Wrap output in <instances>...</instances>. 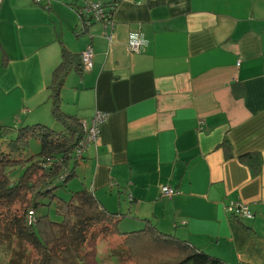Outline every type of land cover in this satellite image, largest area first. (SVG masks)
<instances>
[{"label": "crops", "instance_id": "crops-1", "mask_svg": "<svg viewBox=\"0 0 264 264\" xmlns=\"http://www.w3.org/2000/svg\"><path fill=\"white\" fill-rule=\"evenodd\" d=\"M93 1L116 3L112 28L83 26L81 0L2 1L0 104L17 121L0 125L58 130L52 71L62 50L90 46L92 68L65 80L64 113L108 117L68 188L125 216L122 231L148 220L225 264H264V0ZM131 32L147 42L138 54ZM247 154L259 155L258 174L239 162ZM161 187L175 195L161 199ZM236 200L253 219L226 211Z\"/></svg>", "mask_w": 264, "mask_h": 264}, {"label": "trees", "instance_id": "trees-1", "mask_svg": "<svg viewBox=\"0 0 264 264\" xmlns=\"http://www.w3.org/2000/svg\"><path fill=\"white\" fill-rule=\"evenodd\" d=\"M168 0H155L163 5ZM82 73L80 57L62 50L47 89L50 115L59 127L44 124L13 128L0 125V246L7 264H85L89 247L99 242L112 249L113 264H225L144 220L139 230L120 232L123 215L110 213L91 191H71L70 180L84 160L73 150L83 138L81 122L60 109V92L71 70ZM39 152L28 154L30 141ZM225 155L232 157L223 144ZM239 162L258 174L259 155L247 154ZM64 195L60 196L59 191ZM54 205L55 214L49 210ZM29 216L31 220H29Z\"/></svg>", "mask_w": 264, "mask_h": 264}, {"label": "built area", "instance_id": "built-area-1", "mask_svg": "<svg viewBox=\"0 0 264 264\" xmlns=\"http://www.w3.org/2000/svg\"><path fill=\"white\" fill-rule=\"evenodd\" d=\"M3 0H0V5ZM35 4H39L42 0H31ZM82 6L78 10V14L85 18L83 26L88 27L92 23H101L105 28L113 27V12L116 8V3L104 5L93 0H81ZM49 1L46 7H49ZM110 38H108L109 40ZM147 42L138 32H131L128 35L127 46L129 52L138 54L145 48ZM80 63L82 65V72L88 71L93 65V51L90 46L80 54ZM107 113L102 111H95L92 119L88 123L81 122L83 130V138L73 150V154L78 161L85 154L88 148L97 142L99 137L100 126L106 121ZM175 195V190L169 187H161L159 196L161 199H169ZM226 211L237 220H251L253 214L249 208L240 201H230L226 206ZM29 220L31 217L29 216Z\"/></svg>", "mask_w": 264, "mask_h": 264}, {"label": "rangeland", "instance_id": "rangeland-1", "mask_svg": "<svg viewBox=\"0 0 264 264\" xmlns=\"http://www.w3.org/2000/svg\"><path fill=\"white\" fill-rule=\"evenodd\" d=\"M64 88V86H63ZM63 90V89H62ZM62 92V91H61ZM61 92H60V109L61 111L64 113L66 112L64 109H67V105L62 101L61 98ZM50 106H51V101H50ZM16 108V106L10 107V109ZM20 112V111H19ZM13 114L9 111V108H5L3 105L0 104V118L3 119H7V120H11V122H15L17 121L16 119H14V117L16 116H12ZM0 119V121H2ZM3 122V121H2ZM32 124H30L31 126ZM39 152V143L36 141H30L29 144V150H28V154L29 155H33ZM76 177L72 178L70 181L75 180ZM71 187V186H69ZM58 194L60 196H63V190L59 191ZM49 210L50 212V218L53 220H58L60 217L58 215L55 214V209H54V205L49 206L48 208H43V210L41 211L42 213H47V211ZM123 219L125 218V216L122 217ZM118 229L120 230V232H130V231H122L120 229V227L118 226ZM102 243H98L95 247H93V244L90 245L89 250L90 252L87 254L86 256V260H85V264H113V259H111V256L109 255L110 250L109 248H105L104 246H102ZM4 252L1 251V246H0V264H7L8 261V254L7 255H3Z\"/></svg>", "mask_w": 264, "mask_h": 264}]
</instances>
